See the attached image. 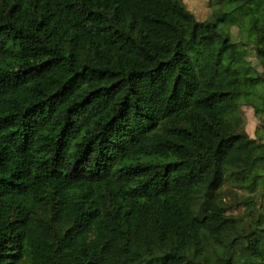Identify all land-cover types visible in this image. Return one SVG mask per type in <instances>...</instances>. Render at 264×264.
Returning a JSON list of instances; mask_svg holds the SVG:
<instances>
[{
	"label": "trees",
	"instance_id": "obj_1",
	"mask_svg": "<svg viewBox=\"0 0 264 264\" xmlns=\"http://www.w3.org/2000/svg\"><path fill=\"white\" fill-rule=\"evenodd\" d=\"M213 3L0 0V264H264L223 196L264 183V0Z\"/></svg>",
	"mask_w": 264,
	"mask_h": 264
},
{
	"label": "rangeland",
	"instance_id": "obj_2",
	"mask_svg": "<svg viewBox=\"0 0 264 264\" xmlns=\"http://www.w3.org/2000/svg\"><path fill=\"white\" fill-rule=\"evenodd\" d=\"M186 7L198 18L204 20H214L216 19L217 12H232L231 8L222 7L220 4L213 3L215 0H184ZM216 13V14H215ZM264 18V13H263ZM233 35L237 36L239 34V27L234 26ZM235 41H239L236 38ZM247 46H243L247 51V60L252 64L258 66V59L256 53L253 50L252 41L246 39ZM243 48V49H244ZM232 56L238 57L241 54L242 47L240 42H237L235 46L231 49ZM262 71L261 67H258ZM241 88L248 92H253L258 95L264 93V78H250L241 80ZM242 117L244 120L245 128L248 134L256 138L258 142L264 143V116L256 113L255 108L251 104H244L242 106ZM143 161L148 160H160L159 158H149L145 157ZM261 175L264 177V169L261 171ZM248 184V183H244ZM234 179H229L227 184L224 186V203L228 207L227 213L236 218V224L239 226L248 227V225H255L256 220L260 215H264V183L259 182L256 188L253 190L247 189L241 186ZM204 242L206 249L209 253L213 252L211 244L208 243L209 237L206 233H203ZM246 245L245 241H240L236 245V255L238 257H245L243 253V248ZM214 259V256H212Z\"/></svg>",
	"mask_w": 264,
	"mask_h": 264
}]
</instances>
